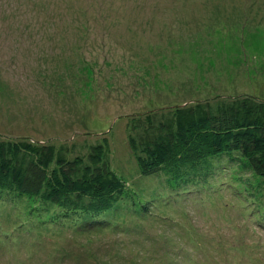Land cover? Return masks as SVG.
Returning a JSON list of instances; mask_svg holds the SVG:
<instances>
[{"label": "rangeland", "instance_id": "374dc122", "mask_svg": "<svg viewBox=\"0 0 264 264\" xmlns=\"http://www.w3.org/2000/svg\"><path fill=\"white\" fill-rule=\"evenodd\" d=\"M263 12L264 0H0V141L83 164L100 152L123 184L96 218L65 215L87 196L0 187V264H264V177L245 158L144 173L177 106L264 99Z\"/></svg>", "mask_w": 264, "mask_h": 264}, {"label": "trees", "instance_id": "16d2710c", "mask_svg": "<svg viewBox=\"0 0 264 264\" xmlns=\"http://www.w3.org/2000/svg\"><path fill=\"white\" fill-rule=\"evenodd\" d=\"M231 153L245 158L252 171L264 177V99L236 96L218 107L216 114L201 103L177 106L175 130L146 146L144 173H157L179 159L199 164L203 158ZM88 159V164L80 157L68 159L50 143L1 140L0 187L10 186L52 203L72 195L78 200L87 196L91 205L73 207L71 213L67 208L65 215L96 218L110 207V198L123 184L101 166L100 152H91Z\"/></svg>", "mask_w": 264, "mask_h": 264}, {"label": "bare ground", "instance_id": "6f19581e", "mask_svg": "<svg viewBox=\"0 0 264 264\" xmlns=\"http://www.w3.org/2000/svg\"><path fill=\"white\" fill-rule=\"evenodd\" d=\"M253 2V1H252ZM237 2H235L234 4H236ZM231 4V3H230ZM238 4V3H237ZM250 4H252V3H250ZM254 4V3H253ZM224 5V4H223ZM223 5H222V7H223ZM241 6V5H240ZM249 7V6H248ZM221 8V7H220ZM246 8V7H245ZM259 8H260V6H259ZM215 9V8H214ZM223 9V8H222ZM261 9V8H260ZM259 9V10H260ZM252 10V9H251ZM262 10V9H261ZM260 10V11H261ZM256 11H258V10H256ZM248 13V12H247ZM254 13H255V11H254ZM264 13V12H263ZM256 14V13H255ZM257 15V14H256ZM249 16V15H248ZM264 15H262V17H263ZM257 17V16H256ZM261 17V16H260ZM247 19V18H246ZM244 20V19H243ZM245 21H247V20H245ZM205 22V21H204ZM203 22V23H204ZM248 22V21H247ZM206 23V22H205ZM238 25V24H237ZM235 26V25H234ZM248 30V29H247ZM34 40V39H33ZM200 40V39H199ZM213 40V39H212ZM217 40V39H216ZM196 41V40H195ZM194 41V42H195ZM197 42V41H196ZM195 45V44H194ZM170 46V45H169ZM165 48V47H164ZM168 48V47H167ZM163 49V48H162ZM166 49V48H165ZM168 50V49H167ZM165 51V50H164ZM130 57V56H129ZM239 59V58H238ZM185 69V68H184ZM181 70L183 71V67L181 68ZM185 71V70H184ZM218 76V75H217ZM216 77V76H215ZM219 77V76H218ZM192 80H193V78H192ZM42 82V81H41ZM193 83V82H192ZM44 84V83H43Z\"/></svg>", "mask_w": 264, "mask_h": 264}]
</instances>
